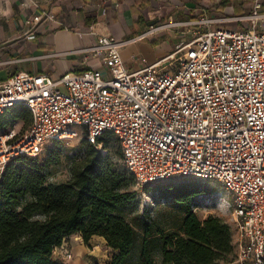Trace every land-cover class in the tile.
Instances as JSON below:
<instances>
[{"label": "built area", "instance_id": "1", "mask_svg": "<svg viewBox=\"0 0 264 264\" xmlns=\"http://www.w3.org/2000/svg\"><path fill=\"white\" fill-rule=\"evenodd\" d=\"M55 18L51 10L28 17L25 37L37 39L38 25ZM242 20L246 28L192 30L166 58L142 57L138 69L124 62V42L100 34L80 51L102 67L66 71L59 79L19 71L1 80L0 115L23 105L32 122L24 130H0V177L10 162L38 156L51 141L82 131L96 144L111 133L136 188L175 175L221 181L231 197L235 263L264 264V2L254 0ZM160 28L152 25L140 38ZM181 53L176 67H161ZM210 198L199 195L195 210ZM65 256L72 258L68 249Z\"/></svg>", "mask_w": 264, "mask_h": 264}, {"label": "trees", "instance_id": "2", "mask_svg": "<svg viewBox=\"0 0 264 264\" xmlns=\"http://www.w3.org/2000/svg\"><path fill=\"white\" fill-rule=\"evenodd\" d=\"M229 4L219 0L218 8ZM15 119L31 124L32 115L26 106L10 107L0 115V130ZM112 137L107 133L96 144L85 138L87 149L74 157L67 181L50 182L38 156H21L6 166L0 177V264H65L53 258L54 250L78 233L85 243L95 235L106 239L113 252L106 264H157L155 250L160 264L233 260L231 225L215 214L201 219L194 210L203 193L186 180L168 187L185 213L179 229L161 230L155 237L146 222L139 243L136 228L124 214L137 198L136 180L115 161L107 144Z\"/></svg>", "mask_w": 264, "mask_h": 264}, {"label": "rangeland", "instance_id": "3", "mask_svg": "<svg viewBox=\"0 0 264 264\" xmlns=\"http://www.w3.org/2000/svg\"><path fill=\"white\" fill-rule=\"evenodd\" d=\"M228 1H230V4L222 10L218 8L219 0H194V8L187 7L183 3L187 2L186 0H172L169 2L162 0H139L137 3L139 8L135 7L132 10L138 14V17H141L142 22L134 25L135 31L133 32H147V29L152 25L149 26L147 22L143 21L154 20H156L155 25L161 26V31L154 36H149L139 41L137 44L131 46V48L134 50L135 55L139 57L147 55L148 50H157L159 47H168V51L173 52L176 49L177 41H187L191 37L192 30L205 31L211 25L232 29L246 28L248 22L242 19L250 13V6H246V11H244L235 6V0ZM202 19H211L213 22L209 25L197 23V21H201ZM182 55L181 53L177 55L176 59L166 60L161 67H176ZM10 126H16L17 129L24 130L30 126V122L24 119H15L11 121ZM84 139V133L79 131L77 136L62 140L60 144H57L55 141L49 142L38 155L39 163L50 182H63L70 178V167L74 157H78L81 155V151L85 148L87 149ZM116 140L113 137L109 138V142L107 143L108 148L118 165L124 168L123 152L119 144L115 142ZM184 180L188 181V184H194L200 193L208 194L211 197L209 204L194 210L197 215L201 219H205L210 214L221 216L231 225L233 241L236 245L237 235L232 209L228 208L227 203V201L231 200V197L221 181L213 178L184 177L181 175H175L145 187H137V198L124 209V214L136 228L139 243L144 238V224L146 222L149 223L151 232L155 237H158V233L161 230L179 229L185 213L182 206L176 203L174 195L168 187ZM94 239H91L89 243H85L80 233L73 234L66 240L65 249L62 250L60 248L61 252L58 251L59 249H55L58 252L53 253V258L65 264H98L97 261L100 264H104L107 252L106 247L97 237ZM66 249L71 252V259L65 256ZM91 250L93 251L91 252ZM156 251L154 259L157 264H160L161 257ZM236 257L237 245L232 256L233 260L222 261V264H236Z\"/></svg>", "mask_w": 264, "mask_h": 264}, {"label": "crops", "instance_id": "4", "mask_svg": "<svg viewBox=\"0 0 264 264\" xmlns=\"http://www.w3.org/2000/svg\"><path fill=\"white\" fill-rule=\"evenodd\" d=\"M186 1L183 3L187 7H195L194 0ZM235 1L238 9L246 11L245 7L252 8L254 0ZM138 2L139 0H108L107 3L103 0H0V81L19 71L47 73L52 78L59 79L66 71L81 72L88 67H102L98 57L87 59L86 53L80 51L95 43L100 34H112L124 42L121 47L124 62L132 69L140 68L143 66L142 57L136 56L131 46L161 30L143 38L140 37L146 32H133L134 25L142 22L141 17L132 10L139 8ZM43 10L53 11L56 18L46 19L38 25L37 39H27L24 35L26 19ZM143 22H147L149 26L156 24H150L153 21ZM210 28L222 27L211 25ZM181 41H177L176 45ZM164 48L148 50L143 57L150 63L164 59L172 53L168 51V47ZM95 237L106 247V264L113 252L104 237L95 235L92 240ZM69 238L70 236L65 242ZM60 250L58 251L61 252ZM58 251L54 250L55 253ZM97 263L100 264L98 261Z\"/></svg>", "mask_w": 264, "mask_h": 264}, {"label": "water", "instance_id": "5", "mask_svg": "<svg viewBox=\"0 0 264 264\" xmlns=\"http://www.w3.org/2000/svg\"><path fill=\"white\" fill-rule=\"evenodd\" d=\"M156 21H153L152 23H150V24H154Z\"/></svg>", "mask_w": 264, "mask_h": 264}]
</instances>
